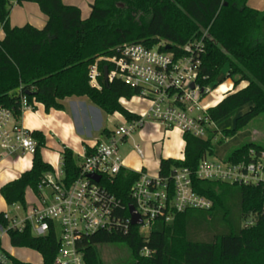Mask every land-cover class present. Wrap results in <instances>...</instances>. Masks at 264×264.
<instances>
[{
	"label": "trees",
	"instance_id": "obj_1",
	"mask_svg": "<svg viewBox=\"0 0 264 264\" xmlns=\"http://www.w3.org/2000/svg\"><path fill=\"white\" fill-rule=\"evenodd\" d=\"M24 1L36 4L46 17L43 28L10 27V6L0 0V108L9 109L16 119L20 118L21 96L29 107L39 104L45 112L62 111L67 98H85L107 116L117 113L125 120L134 119L136 115L119 100L130 101L140 90L116 79H102L101 91H95L87 83L88 66L96 57H111L116 47L128 44L151 49L164 43L160 51L178 52L204 33L199 84L215 89L229 80L233 87V92L207 110L208 117L216 124L246 108L230 129L221 131L218 143L264 117V10L251 9L247 0H93L84 20L76 7L61 0ZM101 134L108 137L110 132L105 129ZM216 134L206 139L184 134L183 160L160 159L158 171L160 177H168L175 169L189 170L194 191L212 202L209 211L190 210L168 224L155 222L147 235L129 227L125 234L98 232L83 237L77 242L83 264H103L96 247L112 244L127 248L130 259L126 264H264L263 188L201 182L193 176L200 161L214 155ZM31 138L36 142L31 168L0 188L8 206H23L26 188L34 191L41 177L53 171L41 157L43 135L31 132ZM249 149L264 147L247 142L232 149L225 160L239 159ZM86 152L90 153L88 148ZM59 155L65 182L70 183L77 174V161L69 149ZM136 179V173L122 169L112 183L105 184L120 202L119 214L124 218ZM248 214L254 216L251 226L244 225ZM8 241L13 248L38 253L40 264H53L58 247L54 236L36 238L29 231H10ZM143 250L148 254L143 255ZM14 264L30 263L14 260Z\"/></svg>",
	"mask_w": 264,
	"mask_h": 264
},
{
	"label": "built area",
	"instance_id": "obj_2",
	"mask_svg": "<svg viewBox=\"0 0 264 264\" xmlns=\"http://www.w3.org/2000/svg\"><path fill=\"white\" fill-rule=\"evenodd\" d=\"M205 36L206 33L188 42L178 52L160 51L164 43L151 49L128 44L116 47L111 57L93 60L87 70L91 89L101 91L100 81L103 67H106L107 82L116 79L131 89H139V96L131 100L146 102L148 107L134 119H123L108 137L88 148L90 153L85 149L77 158V174L70 183L65 182L59 163L51 173L41 177L32 191V203L13 204L9 211L0 213V264H14L17 260L1 245L10 231H29L36 238L54 236L58 247L53 264H83V255L77 246L83 237L98 232L125 234L131 227L129 215L127 218L120 216V202L105 184L112 183L120 170H127L123 167L118 145L144 124L158 123L164 132L176 130L182 136L189 134L198 139H206L214 131L217 133L216 124L207 115V110L214 106L203 100L220 85L212 89L198 82ZM231 91L232 85L221 95L225 97ZM126 102L119 100L122 106ZM30 109L25 97L21 96L20 117ZM35 148L31 131L20 119L14 118L9 109L0 108V162L17 156L32 158ZM133 149L141 159L139 147L135 145ZM133 173L137 174V179L130 188L129 198L141 221L140 234L147 235L155 222L168 224L178 214L190 210L209 211L212 207L209 199L194 191L192 174L185 168L175 169L168 177L158 174L149 177L143 170ZM91 176L98 177V181L94 182ZM193 176L201 182L262 187L264 197V150L249 149L245 155L231 161L205 158ZM253 222L254 216L246 215L244 225L251 226ZM142 254L148 252L143 250Z\"/></svg>",
	"mask_w": 264,
	"mask_h": 264
},
{
	"label": "rangeland",
	"instance_id": "obj_3",
	"mask_svg": "<svg viewBox=\"0 0 264 264\" xmlns=\"http://www.w3.org/2000/svg\"><path fill=\"white\" fill-rule=\"evenodd\" d=\"M8 1V0H7ZM9 4V3H8ZM247 6L256 11L264 10V0H247ZM0 37H2V31L0 29ZM226 68L222 70L221 76L225 75ZM232 85L229 80L224 81L220 86L228 87ZM242 86V84H240ZM233 92V87H232ZM217 90L207 95L203 102L211 103L217 95ZM93 110L99 113L100 118H103L105 114L93 106L87 99H83ZM125 105V103H124ZM144 108V104L136 105L133 101L126 104L125 109H132L134 111H141ZM246 111V108L237 110L224 120L216 123L217 134L212 141L214 147V155L210 157L211 160L225 161L226 155L234 148L239 147L247 142H253L264 147V117H260L251 122L247 129L237 133L231 138H225L222 143H218L222 139L221 131L223 129H230L233 126L234 119L242 115ZM105 127L109 132L114 130L112 123H105ZM99 135V134H97ZM181 134L175 130L164 132L158 123H146L142 128L136 130L122 145H118V153L121 157L123 167L130 171H140L143 167V172L149 177H155L158 174V166L155 163L158 162L159 157L164 158V155H169L173 160H179L182 156V142ZM137 145L141 152L142 160L135 153L133 146ZM49 152L46 150L43 156L47 159L46 154ZM51 153V152H49ZM29 156L14 157L6 159L10 161V168H17L22 165L23 162H30ZM33 192L30 187H27L24 193L25 204H30L33 201ZM8 206L0 196V213L9 211ZM145 235V234H142ZM2 248L12 254L17 260L27 262L30 264H40L41 257L38 253L26 249V248H13L11 247L8 238L2 239ZM98 257L103 264H126L129 262L130 256L127 248L123 244L112 245H99L96 247Z\"/></svg>",
	"mask_w": 264,
	"mask_h": 264
},
{
	"label": "crops",
	"instance_id": "obj_4",
	"mask_svg": "<svg viewBox=\"0 0 264 264\" xmlns=\"http://www.w3.org/2000/svg\"><path fill=\"white\" fill-rule=\"evenodd\" d=\"M61 2L66 6L76 7L80 12L81 20H84L89 15L93 0H61ZM8 3L10 6L8 24L10 27H22L24 25H30L36 29L44 27L46 17L40 12L36 4L24 0H8ZM83 99L84 98L65 99L63 101L64 108L62 111L50 110L45 112L41 105L36 104L30 110L24 112L19 118L21 124L29 131L40 132L43 135L45 147L41 150V157L52 169L59 165V154L64 148L69 149L73 158L77 161L78 156L81 155L86 148H91L96 143L106 138L101 134L103 130L106 129L105 123H112L115 128V126L124 119L121 115L115 113L110 116L105 115L102 121L99 113L93 110ZM131 101L136 105H141V103L144 104V108L139 112L126 109L133 115L140 114L148 107L146 102L136 100L127 101L126 104ZM126 104H123L124 108ZM181 142L182 156L179 161L183 160L184 142L183 140ZM46 150L51 152L45 153L47 159L43 156ZM161 156L158 162L155 161L158 170L160 159H172L171 156L167 158L169 157L168 154L164 155V158H161ZM31 159L32 158H30V162H23L22 165L17 168H10L9 165L11 163L9 160L1 161L0 188L16 180L22 173L28 171L31 168ZM141 170H143V167H141Z\"/></svg>",
	"mask_w": 264,
	"mask_h": 264
},
{
	"label": "water",
	"instance_id": "obj_5",
	"mask_svg": "<svg viewBox=\"0 0 264 264\" xmlns=\"http://www.w3.org/2000/svg\"><path fill=\"white\" fill-rule=\"evenodd\" d=\"M102 76H103V80L106 82V80H107L106 79L107 78V69H106V67H103V74H102ZM190 87H192V86H190ZM90 178L94 182H97L98 181V177L91 176ZM127 212H128L129 218H130V223H129L130 226L131 227H138V226H140L141 225V221H140L138 215L136 214V212H135V210H134V208H133L132 205H129L127 207Z\"/></svg>",
	"mask_w": 264,
	"mask_h": 264
},
{
	"label": "bare ground",
	"instance_id": "obj_6",
	"mask_svg": "<svg viewBox=\"0 0 264 264\" xmlns=\"http://www.w3.org/2000/svg\"><path fill=\"white\" fill-rule=\"evenodd\" d=\"M229 87L227 88L225 86H219V88H217V93L218 94L215 96V99L212 101L211 106H216L224 98L221 94L223 92H227L229 90Z\"/></svg>",
	"mask_w": 264,
	"mask_h": 264
}]
</instances>
